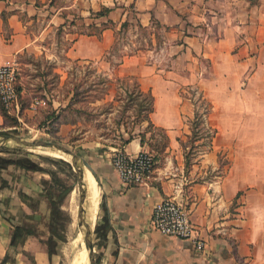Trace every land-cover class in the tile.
Masks as SVG:
<instances>
[{
    "label": "crops",
    "instance_id": "crops-1",
    "mask_svg": "<svg viewBox=\"0 0 264 264\" xmlns=\"http://www.w3.org/2000/svg\"><path fill=\"white\" fill-rule=\"evenodd\" d=\"M182 1L0 0V66L34 50L55 59L56 55L46 47L47 38L55 46L57 42L63 46L66 43L63 53L70 60L98 62L114 43V31L109 26H118L126 18L143 27L150 26L154 19L171 28L167 42L183 39L176 48L186 45L182 52L186 57L190 51L196 52L198 41L182 36L184 28L179 16L185 4ZM236 2L238 11L234 12L238 19L224 30L217 44L223 49L213 53L211 47L206 49L200 44L198 48L199 51L204 48L206 54V50L212 52L216 58L225 53L232 61L228 69H223V90L227 96L235 91L231 82L237 79L240 92L252 96L256 104H264V0H255L253 4L246 0ZM104 8L109 10L108 14L98 16ZM31 25L37 29L30 31ZM90 26L99 27V32L83 33ZM59 30L61 41L54 35ZM235 43L236 50L232 48ZM143 59V54L134 56L121 71L136 76L140 91L153 95L154 109L149 121L165 130L169 140L167 150L174 152L178 139L189 135L186 122L192 119L193 106L179 97L178 83L168 75L172 72L160 75V70L142 62ZM197 72L190 71L191 84ZM212 105L216 109L214 102ZM216 137L210 151L186 176H164L156 169L147 186L127 191H122L110 157L118 149L138 154L145 149L140 139L133 138L123 147L94 156L92 165L88 164L93 167L96 180L93 188L99 196L96 225L103 224L108 217L111 226L106 239L95 240L97 264H264V194L258 191L256 195H244L238 189L226 196L225 177L193 179L197 172L201 175L204 168L214 167L219 153L228 152L223 137L220 134ZM179 167L181 164L177 170ZM48 178L45 172H26L13 165L0 170V264H57L55 255L49 258L46 245L50 209L43 186ZM23 196L33 202L25 201ZM164 198H175L189 210L192 224L205 241L203 250L149 228L153 209ZM15 225L33 226L35 234L11 246Z\"/></svg>",
    "mask_w": 264,
    "mask_h": 264
},
{
    "label": "rangeland",
    "instance_id": "rangeland-1",
    "mask_svg": "<svg viewBox=\"0 0 264 264\" xmlns=\"http://www.w3.org/2000/svg\"><path fill=\"white\" fill-rule=\"evenodd\" d=\"M246 1L251 4L255 2ZM182 2L185 4L182 5L181 14L178 13L184 28L182 36L189 41L192 38L198 41L197 49L194 48L196 52L190 51L186 57L182 56L186 45L176 48L183 39L167 42V33L171 28L160 25L154 19L150 26L143 27L134 21L129 22L127 18L118 26H109L114 31V43L98 62L70 60L63 53L67 48L66 43L63 46L57 42L55 46L49 38L46 39V47L56 55L55 59H48L46 52L40 54L38 50L16 56V87L20 89L23 107L16 116L0 106V132L26 140L60 144L90 165L94 156L123 147L129 137L138 138L143 141V151H148L154 158L153 172L159 169L162 175L171 177L174 174L186 176L194 165H198L202 156L210 151L213 139H218L216 136L220 134L228 146V152L224 155L219 153L216 165L204 168L201 175L197 172L193 179L203 181L225 177L226 196L238 189L244 195H256L258 191L264 194V104L260 106L252 96L240 92L237 79L231 82L235 91L227 96L223 90V69H228L232 61L228 60L225 53L218 58L213 54L215 50L223 49L218 48L217 44L222 40L224 30L238 19L234 12L238 11L237 2ZM33 26H30V31L37 29ZM99 29L90 26L83 33H98ZM60 33V30L55 32L56 40L61 41ZM200 44L206 49L211 47L213 53L206 50V54L204 48L199 51ZM232 48L236 50V43ZM140 54L145 58L142 62L156 67L161 71L160 75L164 71L172 72L168 75L173 82L178 83L176 87L180 91L179 97L193 106L192 119L186 122L189 135L178 139V147L174 152L167 150L169 140H165V130L149 126L145 121L150 101L147 95L140 94L136 84L138 78L121 71L123 65ZM177 57L179 60L176 61ZM213 62L217 64L215 70ZM190 71H198L192 77V84L188 78ZM35 100H43L46 105L33 106ZM212 102L216 104V109ZM36 151L9 142L0 147V156L10 159L28 158L49 173L48 181L43 186L44 197L49 192L53 197H60L66 188H73L71 193L60 199L59 205L64 216L59 221L62 227L57 229L59 233H63L64 229V240L57 244L55 259L57 264H72V261L74 264L81 249L78 240L81 238L79 232H82L77 220L76 172L70 164V157L65 155L67 159H64ZM61 160L69 163L71 168L61 163ZM84 170L86 176L87 171ZM85 216L89 220L87 203ZM95 226L96 218L90 228L93 233ZM92 242L97 261L94 234ZM83 256L84 251L81 250Z\"/></svg>",
    "mask_w": 264,
    "mask_h": 264
},
{
    "label": "built area",
    "instance_id": "built-area-1",
    "mask_svg": "<svg viewBox=\"0 0 264 264\" xmlns=\"http://www.w3.org/2000/svg\"><path fill=\"white\" fill-rule=\"evenodd\" d=\"M18 64L15 59L0 66V105L18 116L21 113V94L16 87ZM33 106L46 105L35 100ZM110 165L117 173L122 191L147 186L153 174L154 158L148 151L130 155L118 149L110 157ZM149 228L162 236L190 242L197 250L205 248V241L199 237L190 220L189 210L175 198H164L156 204L149 222Z\"/></svg>",
    "mask_w": 264,
    "mask_h": 264
},
{
    "label": "trees",
    "instance_id": "trees-1",
    "mask_svg": "<svg viewBox=\"0 0 264 264\" xmlns=\"http://www.w3.org/2000/svg\"><path fill=\"white\" fill-rule=\"evenodd\" d=\"M109 12V10L107 9H102L100 13H98V16H105L107 15ZM125 25V24H123ZM98 37L100 36L99 34H96ZM138 88V82H136ZM18 92H20V89L17 88ZM140 91V89H139ZM140 94L142 95H147L148 99L150 101V106L148 107V115L146 116V122L149 126H153L150 121H149V115L152 113L153 109H154V97L151 93H143L142 91H140ZM1 106V105H0ZM23 107V106H22ZM1 108L3 109V107L1 106ZM4 110V109H3ZM7 135V133L5 132H0V136H4ZM132 140L131 137H129V139L125 142V145L128 144L130 141ZM165 140H167L166 136H165ZM140 143L143 145V141L140 140ZM61 163H63L64 165H66L68 168H71L70 164L64 161H60ZM15 166L17 168H19L20 170L23 171H29V172H45V170L43 168L40 167L39 164L35 163L34 161L28 159V158H19V159H10V158H6V157H2L0 156V170L2 169H6L8 166ZM46 173V172H45ZM49 174V173H48ZM73 190V188L70 186L68 188H66L64 190V193L62 196H55L53 197L50 192L49 195L45 196V198L48 200L49 202V209H50V213H49V221H48V230H49V237L46 241V245H47V252H48V256L51 259V257L53 255L56 254V247L58 242H62L64 240V229H62L63 233H59L58 232V227L61 226L62 227V223L59 224V221L61 219L62 216H64L62 210H61V206L59 205L61 202V198L65 195H68L69 193H71ZM23 199L25 201H29V202H33L32 198L23 196ZM66 218V216H65ZM68 220V217L66 218ZM111 231V226L109 224V220L108 217L104 218V223L103 224H97L94 228V238L95 240H104L106 239L108 233ZM35 234V228L33 226H19V225H15L14 226V230L12 233V237H11V241H10V245L11 246H15L18 243H20L26 236L29 235H33ZM8 257L6 256L7 260ZM99 260V258H97V261Z\"/></svg>",
    "mask_w": 264,
    "mask_h": 264
},
{
    "label": "water",
    "instance_id": "water-1",
    "mask_svg": "<svg viewBox=\"0 0 264 264\" xmlns=\"http://www.w3.org/2000/svg\"><path fill=\"white\" fill-rule=\"evenodd\" d=\"M9 142H13L18 147L26 148H47L52 151H59L62 154L70 157V164L73 167L77 175V187H78V209H77V220L78 225L82 228L83 239L86 244V250L88 252V258L91 260L92 264H97L94 256V246H93V229L90 230V226L85 220V186H84V173L82 166L87 168L92 174L93 170L91 166L84 162L79 156L74 154L70 149L50 141L41 140H26L20 137L4 135L0 138V147L6 145Z\"/></svg>",
    "mask_w": 264,
    "mask_h": 264
},
{
    "label": "bare ground",
    "instance_id": "bare-ground-1",
    "mask_svg": "<svg viewBox=\"0 0 264 264\" xmlns=\"http://www.w3.org/2000/svg\"><path fill=\"white\" fill-rule=\"evenodd\" d=\"M34 149H36L37 151H39L40 153L45 154V155L56 156L59 158L67 159V157L59 151H48V150H42L39 148H34ZM82 167H83L82 170H84L85 167L84 166H82ZM85 169L87 171V172H85L86 176L84 175V186L86 189L85 190V196H86L85 197V210H86V203H87L88 217H89V220H86V216H85V220H86V223L90 226V228H92L93 224L95 222L96 214H97L99 196L96 194V192L93 188V183L96 182L93 174L87 168H85ZM79 233L81 235V238L78 240V242H79V246L81 249L78 252L77 256L75 257L74 264H78V263L80 264V262L82 264H92L91 260L88 258V252L86 250V244H85L84 239H83V234L81 231ZM77 239H78V237H77ZM81 250L84 251L83 258L81 257ZM72 264H73V261H72Z\"/></svg>",
    "mask_w": 264,
    "mask_h": 264
}]
</instances>
